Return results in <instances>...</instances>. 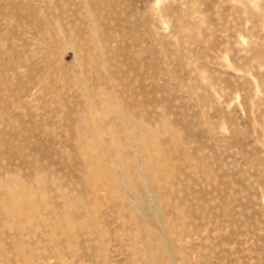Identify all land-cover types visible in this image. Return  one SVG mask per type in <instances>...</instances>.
Returning a JSON list of instances; mask_svg holds the SVG:
<instances>
[{
  "label": "rangeland",
  "instance_id": "obj_1",
  "mask_svg": "<svg viewBox=\"0 0 264 264\" xmlns=\"http://www.w3.org/2000/svg\"><path fill=\"white\" fill-rule=\"evenodd\" d=\"M0 264H264V0H0Z\"/></svg>",
  "mask_w": 264,
  "mask_h": 264
}]
</instances>
